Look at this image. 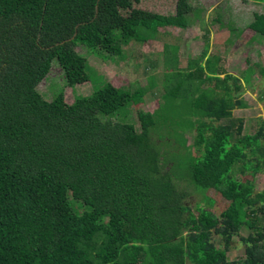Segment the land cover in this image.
<instances>
[{
	"label": "trees",
	"instance_id": "1",
	"mask_svg": "<svg viewBox=\"0 0 264 264\" xmlns=\"http://www.w3.org/2000/svg\"><path fill=\"white\" fill-rule=\"evenodd\" d=\"M200 11L190 0H0V264H264V187L254 184L264 122L253 134L242 119L218 123L245 105L243 83L264 78V65L247 56L236 73L203 49L180 66L164 44L176 70L136 122L127 114L152 75L134 90L107 80L70 103L37 89L53 60L67 86L89 80L77 45L121 58L131 40L184 29ZM245 28L264 40V14ZM188 187L205 205L188 203ZM236 235L244 254L229 259Z\"/></svg>",
	"mask_w": 264,
	"mask_h": 264
},
{
	"label": "rangeland",
	"instance_id": "2",
	"mask_svg": "<svg viewBox=\"0 0 264 264\" xmlns=\"http://www.w3.org/2000/svg\"><path fill=\"white\" fill-rule=\"evenodd\" d=\"M193 7L201 10L198 15H189L190 24L184 28H168L166 33H158L145 44L131 40L122 50V57L108 56L102 51L95 53L86 51L82 45H77L75 50L86 57L88 62L89 80L69 87L65 84L62 69L56 60L52 61L47 75L39 82L37 89L42 96L50 100L60 90H63L65 100L70 103L75 95H87L100 87L107 80L115 81L121 86L131 90L137 87H147L149 76L154 77V86L147 89L139 105H131L127 118L136 122V110L154 111L162 102L161 94L164 93L162 79L165 70H176L169 66L163 54L164 44L167 45L170 56H174L177 65L184 66L186 61L199 56L203 49L209 54L215 53L220 57V66L229 70H237L245 64V58L251 57L258 64L264 65V40L252 30L246 29V25L253 19V14H264V2L254 0H190ZM220 15V21L216 22L215 16ZM176 54V55H175ZM168 65V66H167ZM137 66V69H134ZM223 76V75H221ZM242 100L245 105L235 107L232 110V118L222 119L218 123L233 121L235 126L238 119L243 120V133L253 134L258 128L260 120L264 122V78L256 73L252 76L250 85L243 83ZM164 111V110H163ZM187 144H191L194 130L185 129L183 132ZM180 145V141L174 140ZM167 167V166H166ZM233 176L240 177L234 172ZM181 185L186 182L181 180ZM255 190L260 191L264 187V169L254 177ZM191 195L187 198L190 205L199 202L205 205L203 196L195 192L191 187ZM215 200L211 206L217 215L220 213L222 199L213 191L208 192ZM72 204L79 210H83L80 202L72 200ZM248 230H242V236L247 235ZM218 238V237H217ZM216 238L218 246H221L219 238ZM244 254V245L239 236L233 237V242L227 255L229 259H236Z\"/></svg>",
	"mask_w": 264,
	"mask_h": 264
},
{
	"label": "crops",
	"instance_id": "3",
	"mask_svg": "<svg viewBox=\"0 0 264 264\" xmlns=\"http://www.w3.org/2000/svg\"><path fill=\"white\" fill-rule=\"evenodd\" d=\"M255 1V0H254ZM257 2V1H256ZM258 3H263V2H258Z\"/></svg>",
	"mask_w": 264,
	"mask_h": 264
}]
</instances>
